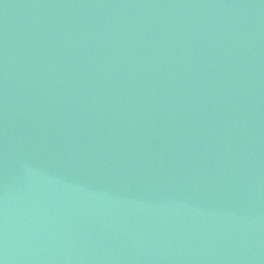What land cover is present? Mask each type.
Segmentation results:
<instances>
[{
  "label": "water",
  "instance_id": "obj_1",
  "mask_svg": "<svg viewBox=\"0 0 264 264\" xmlns=\"http://www.w3.org/2000/svg\"><path fill=\"white\" fill-rule=\"evenodd\" d=\"M0 264H264V0H0Z\"/></svg>",
  "mask_w": 264,
  "mask_h": 264
}]
</instances>
